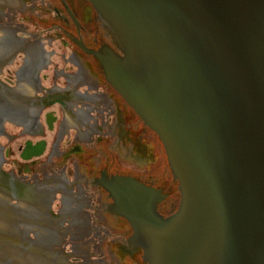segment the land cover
Returning <instances> with one entry per match:
<instances>
[{"label": "water", "instance_id": "water-1", "mask_svg": "<svg viewBox=\"0 0 264 264\" xmlns=\"http://www.w3.org/2000/svg\"><path fill=\"white\" fill-rule=\"evenodd\" d=\"M125 58L110 80L166 147L179 211L118 191L151 264H264V0H91Z\"/></svg>", "mask_w": 264, "mask_h": 264}, {"label": "flooded vegetation", "instance_id": "flooded-vegetation-1", "mask_svg": "<svg viewBox=\"0 0 264 264\" xmlns=\"http://www.w3.org/2000/svg\"><path fill=\"white\" fill-rule=\"evenodd\" d=\"M99 15L88 0H0V191L6 214L59 193L57 246L70 242L73 260L148 264L107 186L162 189L157 210L170 216L177 182L159 137L107 79L102 56L120 50Z\"/></svg>", "mask_w": 264, "mask_h": 264}, {"label": "rangeland", "instance_id": "rangeland-1", "mask_svg": "<svg viewBox=\"0 0 264 264\" xmlns=\"http://www.w3.org/2000/svg\"><path fill=\"white\" fill-rule=\"evenodd\" d=\"M29 209L32 211V216L29 217L30 221L27 220L28 217L23 218L21 221L30 223L32 232H36L37 235L38 233L41 234L43 231L44 234L47 231L55 232L53 226L47 222L48 220L51 221L48 213H46L44 210L39 212L35 206H29ZM23 222L19 221L17 223V230L20 229L19 224H23ZM12 234H16V232L12 231ZM16 237V239H20L22 241L25 240L24 237H20L19 234H17ZM33 238L35 241H38V245L39 248L42 249V253L30 251L19 245L0 246V264H58L55 255L51 253L50 246L47 241L48 238H41L39 235L38 237L35 236ZM44 250H46V253Z\"/></svg>", "mask_w": 264, "mask_h": 264}, {"label": "bare ground", "instance_id": "bare-ground-1", "mask_svg": "<svg viewBox=\"0 0 264 264\" xmlns=\"http://www.w3.org/2000/svg\"><path fill=\"white\" fill-rule=\"evenodd\" d=\"M5 201V196L0 193V205L3 206ZM31 213L30 209L26 205H21V208L17 211L18 217L7 219V217H4L3 213L0 211V246L9 245V246H15L13 245V242L8 240L7 237L12 234V227H13V221L20 218H25L27 215ZM51 228V225H50ZM2 236V238H1ZM42 237L45 238V234L42 233ZM15 249V248H14Z\"/></svg>", "mask_w": 264, "mask_h": 264}]
</instances>
